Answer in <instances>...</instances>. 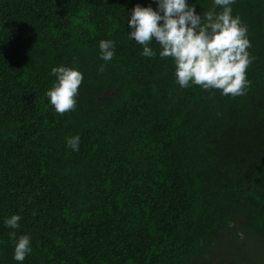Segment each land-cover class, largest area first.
I'll return each mask as SVG.
<instances>
[{"label":"trees","instance_id":"16d2710c","mask_svg":"<svg viewBox=\"0 0 264 264\" xmlns=\"http://www.w3.org/2000/svg\"><path fill=\"white\" fill-rule=\"evenodd\" d=\"M137 4L155 8L0 0V264H17L23 234V264H264V0L232 6L254 58L237 97L181 88L155 42L142 56L128 37ZM59 65L83 73L64 114L45 96ZM13 214L18 229L4 226Z\"/></svg>","mask_w":264,"mask_h":264},{"label":"clouds","instance_id":"9594fccd","mask_svg":"<svg viewBox=\"0 0 264 264\" xmlns=\"http://www.w3.org/2000/svg\"><path fill=\"white\" fill-rule=\"evenodd\" d=\"M236 2L211 0V7L199 13V0H152L155 8L137 4L127 19L128 37L140 44L141 55L149 58L157 55L149 44H158L159 57H171L176 83L181 88L195 85L205 91L219 90L222 96H242L250 86L246 70L254 58L248 51L251 42L247 25L239 15L232 14ZM98 47L99 59L112 60L114 41L102 39ZM104 68L105 64H101L99 71ZM51 74L56 79L45 92L49 103L58 114L74 110L83 73L77 67L59 65L51 68ZM79 143V134L66 138V145L73 151L79 150ZM20 220L18 214H13L4 219V226L18 229ZM9 236L16 238V232ZM31 252L29 235L15 239L12 259L17 264H23Z\"/></svg>","mask_w":264,"mask_h":264}]
</instances>
